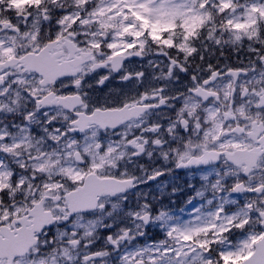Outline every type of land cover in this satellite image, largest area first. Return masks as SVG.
Here are the masks:
<instances>
[{"label":"flooded vegetation","instance_id":"obj_1","mask_svg":"<svg viewBox=\"0 0 264 264\" xmlns=\"http://www.w3.org/2000/svg\"><path fill=\"white\" fill-rule=\"evenodd\" d=\"M46 2L51 9L52 19L40 25L44 36L55 30L56 16L63 10H72L75 0ZM33 3L35 0H10L9 7L15 13H0L4 19L3 26L10 27L8 17L11 15L15 21L16 17L27 13L29 9L26 6ZM235 3L229 12L238 11L240 1L236 0ZM258 6L261 17L257 20L264 21V0H260ZM229 12L224 17L217 15L199 34L194 41L196 53L178 57L177 67L183 66L186 72L172 69L165 57L146 52L142 59L134 65H127L125 69L138 68L143 71L145 79L142 83L122 84L113 74L105 82L103 92L98 93L95 76L86 81L92 87L84 91L90 90L94 101L114 99L115 90H119L123 96L146 88H155L157 97L160 96V89H164L165 101L162 106L147 112L142 120L131 124L122 121L120 126L110 124L99 129L100 141L113 147V151L101 158L95 151L96 146L92 145L87 157L93 164L99 165L92 168L93 175L88 174L89 167L82 166L83 159H77L82 151L74 141L84 145L85 136L91 139L95 130L86 133L69 131L64 135L65 128L72 127L66 124V116L60 108L67 101H53L56 108L44 107L29 122L24 113L33 109L30 101H17L15 92L11 101L16 103H11L7 97L0 100V132L9 136L7 143L0 138V172L3 173L0 187L8 186L7 177L12 170L29 186L24 189L25 195L30 196V189L39 185L41 197L39 204L29 207L24 204L19 189L7 194L0 193L4 206L15 201L23 205L12 213L0 215V220L5 221L0 224V238L10 242L11 251H27L29 246L37 245L39 239L41 244H47L46 248H39L41 256L45 258L44 264H122L121 253L142 244L148 245L146 241L150 245L163 237L157 219L162 212L170 217L187 219L186 213L193 206H200L205 199H211L214 195L226 197L229 193L222 189L239 181L245 182L242 169H233L227 174L228 178H221L223 183L216 186L217 176H206V172L201 171L206 166H187L188 158L178 150L182 138L185 145H189L190 141L193 145L203 143V133H200L201 139L197 140L198 130L185 132L183 125L177 126L184 119L185 112L191 115L193 125L197 123L198 110L203 119L212 117L217 123L241 112L260 123L258 114L254 109L249 112V107L250 102L264 103V77L261 76L264 65L258 59L264 56V36L257 38L256 24L250 31H241L238 41L229 39L231 33L226 28L229 24L224 23ZM31 13L36 16L35 9H31ZM189 14L192 15L191 10ZM192 16L185 17L188 27L200 23V18ZM203 19H209V14L206 13ZM231 22L234 23L232 19ZM19 23L23 24V21ZM65 63L69 67L75 65V55H67ZM193 73L196 79L188 80ZM212 73L214 75H210ZM205 78L211 81L207 87L201 83ZM192 85L195 87L189 94L187 89ZM253 93L260 100L252 101ZM177 95L181 98L177 99ZM156 103L159 104L160 100L157 99ZM45 112L50 114L51 123L46 119ZM153 123L157 126L155 129ZM76 127H79V122ZM130 139L133 140L131 145L128 144ZM117 161L122 162L119 170ZM169 161H176V168L169 167ZM222 163L215 167L220 168ZM146 172L160 176L159 182L153 184L148 179L147 183H143L136 178L145 177ZM161 172L164 173L162 176ZM106 181L113 184V195L102 193L106 189ZM133 188L134 191H128ZM126 192V200L116 198L117 194ZM73 197H79V202ZM97 199L100 203L96 202ZM57 201L61 203L57 204ZM152 209H155V218L150 215L145 222V213ZM54 211L60 214L53 216ZM71 213L78 215L73 219ZM52 220L58 223H51ZM16 223L21 227L13 231ZM45 225L52 227H44L41 231ZM109 234L111 240L106 238ZM32 250L36 251L35 248Z\"/></svg>","mask_w":264,"mask_h":264},{"label":"snow or ice","instance_id":"obj_2","mask_svg":"<svg viewBox=\"0 0 264 264\" xmlns=\"http://www.w3.org/2000/svg\"><path fill=\"white\" fill-rule=\"evenodd\" d=\"M235 2L232 0V3ZM249 2L259 15L260 9L256 5L260 0ZM9 3L10 0H0V13H15ZM26 8L29 11L16 17L15 21L11 15L8 17L10 27L7 28L3 26V15H0V100L7 97L11 103L30 101L33 109L24 113L29 122L44 107L56 108L53 101H67L60 108L66 116V124L72 127H66L64 135L69 131L86 133L95 130L91 139L85 136L84 145L74 141L82 151V155L77 157L79 160L87 156L93 144L101 158L113 151V147L100 141V128L110 124L120 126V121L131 124L142 120L147 112L165 103L164 89H160V96L157 97L155 88L123 96L115 90L114 99L91 101L84 89L92 85L86 81L96 74L94 82L99 85L115 74L122 84L142 83L145 79L143 71L125 69L142 59L146 52H155L165 57L172 69L186 72L183 66L177 67L178 57L196 53L194 41L199 34L217 15L226 16L232 4L228 0H75L72 10H63L56 16V28L47 36L42 35L40 28L43 22L52 19L46 0H35ZM31 9L36 11L35 17ZM189 10L200 18V23H193L191 27L185 24ZM205 13L209 14L207 20L203 19ZM21 20L23 24L19 23ZM224 23L231 24V19L224 20ZM262 24L264 21L258 19L257 38L264 36ZM69 54H74L76 58L75 65L71 67L65 63ZM258 59L264 65V56ZM261 76L264 77V71ZM195 79V73L188 76V80ZM201 83L207 87L211 81L205 78ZM194 87L192 85L187 89L189 94ZM13 92L17 101H11ZM180 98L177 95V99ZM258 100L260 97L253 93L252 101ZM253 109L259 116V124L242 112L217 123L212 117L203 119L198 110L197 123L193 125L191 115L185 112L184 119L177 126L183 125L185 132L198 130L197 140L203 133V143L193 145L190 141L189 145H185L182 138L178 150L188 158L189 165L206 166L201 169L206 176H217L216 186H220L233 169H242L241 175L245 177L257 172L264 177V103L250 102L249 112ZM44 115L51 123L50 114L45 112ZM78 122L79 127H76ZM156 127L153 123V128ZM0 138L5 143L9 141V136L2 132ZM132 143L133 140H128L129 145ZM220 162H223L221 167L216 168L215 165ZM94 167L99 165L91 162L89 175H93L91 170ZM10 171L8 186L0 187V193L19 189L24 204L29 207L39 204V185L30 189V196L25 195L24 189L29 186L15 171ZM240 188L241 185L236 183L222 189L228 191V197L214 195L205 199L200 206L188 210L187 219L170 217L162 212L157 219L163 237L150 245L121 253L122 264H225L232 259L243 260L244 264H264V204L259 203V197L264 196V179L250 181L243 188L249 198L243 202L232 198V206L229 207L234 191ZM73 199L79 202L80 198ZM96 202L100 203V200ZM59 203L61 201H57ZM22 206L19 201L4 206L0 200V213H12ZM59 214L58 211L52 212L53 216ZM77 215L70 214L73 219ZM4 222L0 220V224ZM51 223L58 221L52 220ZM48 226H42L41 231ZM20 227L16 223L13 231ZM233 232L242 234L235 243L229 239ZM106 238L111 240V234ZM44 260L37 245L29 246L27 251L5 248L0 252V264H44Z\"/></svg>","mask_w":264,"mask_h":264},{"label":"rangeland","instance_id":"obj_3","mask_svg":"<svg viewBox=\"0 0 264 264\" xmlns=\"http://www.w3.org/2000/svg\"><path fill=\"white\" fill-rule=\"evenodd\" d=\"M228 3H231L232 5H235L236 3H232V0H228ZM245 4H248L247 7H245ZM259 3H257V8H259L258 6ZM263 17H264V12L262 13ZM206 16V13L204 14L203 17ZM186 17H191L193 18L192 15H190L189 13L186 15ZM261 17V13H259V15H257V12L253 10L251 3L246 0L241 1L240 0V7L238 9V11L236 12H229V15L227 16V19H232L234 23L231 22V24L226 25V28L230 30V38L233 41H238L239 39V34L241 31L246 32L250 31L251 29H253V27L256 26L257 24V18ZM237 25H239V27H237ZM229 33V32H227ZM261 179H264V177L261 176V174L259 172H257L254 175H250V177L248 178V182L250 181H256L259 182ZM220 194L217 195V197H219ZM229 195H227L226 197H228ZM222 197H225V195H223ZM249 198V197H248ZM234 199H236V197H234ZM262 200V198H261ZM231 201V198H230ZM262 204V203H260ZM0 215H3V213H0ZM236 235L234 236H229V239L232 241V243H235L240 237H241V233H237L234 232ZM238 260L236 259H232L230 261H225V264H228V262H236Z\"/></svg>","mask_w":264,"mask_h":264},{"label":"clouds","instance_id":"obj_4","mask_svg":"<svg viewBox=\"0 0 264 264\" xmlns=\"http://www.w3.org/2000/svg\"><path fill=\"white\" fill-rule=\"evenodd\" d=\"M93 75L95 76L96 74H93ZM105 87H106V84L105 83H102V84L97 85V92L98 93L103 92V90H104ZM88 98H89V100L94 101L93 98H92V94H91V91L90 90L88 92ZM96 101H103V100H96ZM90 163H91L90 159L87 156H84V158L82 160V166L83 167H89ZM121 163H122L121 161H117V170H119ZM168 166L171 167V168H176V166H177L176 165V161H169V165ZM163 174H164L163 172L160 173L161 176ZM136 178L137 179H140L143 183H147V180L148 179H151L152 183L155 184V183H158L159 182L160 176H154V175H152L151 172H146L145 173V177H139V176H137ZM134 190H135V188L129 189L128 191H134ZM116 198L121 199L122 201L123 200H126V198H127V192L126 193H120V194H118ZM154 213H155V209H152L151 212H146L145 215H144V217H143V220L145 222H147L150 215H152L153 216V219H154L155 218L154 217ZM48 227H52V226H48ZM150 227H156V225H150ZM161 235H163V231H161ZM113 243H115V241H113ZM37 247L38 248H41V247H45L46 248L47 247V244H41V241L38 239V241H37Z\"/></svg>","mask_w":264,"mask_h":264},{"label":"water","instance_id":"obj_5","mask_svg":"<svg viewBox=\"0 0 264 264\" xmlns=\"http://www.w3.org/2000/svg\"><path fill=\"white\" fill-rule=\"evenodd\" d=\"M240 263H238V264H244V262H243V260H241V261H239Z\"/></svg>","mask_w":264,"mask_h":264}]
</instances>
